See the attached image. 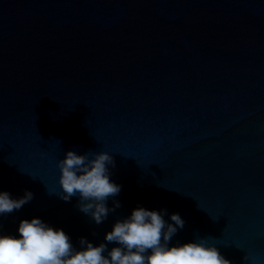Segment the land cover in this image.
<instances>
[{
    "label": "water",
    "instance_id": "95a60500",
    "mask_svg": "<svg viewBox=\"0 0 264 264\" xmlns=\"http://www.w3.org/2000/svg\"><path fill=\"white\" fill-rule=\"evenodd\" d=\"M69 150L115 161L100 225L59 198ZM25 190L0 234L39 218L79 249L166 209L170 246L264 264V0H0V191Z\"/></svg>",
    "mask_w": 264,
    "mask_h": 264
},
{
    "label": "clouds",
    "instance_id": "9594fccd",
    "mask_svg": "<svg viewBox=\"0 0 264 264\" xmlns=\"http://www.w3.org/2000/svg\"><path fill=\"white\" fill-rule=\"evenodd\" d=\"M109 166L114 168L115 161L110 153L103 151L78 155L69 150L57 162L62 189L59 198L70 202L71 198L78 197V210L96 225L121 207L116 200L112 207L107 203L121 191V186L110 180ZM33 198L34 194L28 190L20 198L0 191V216L21 209ZM166 214V209L137 207L129 216L115 221L111 231L105 234L104 242L94 246L80 237L79 249L62 229L53 228L39 218L22 219L17 229L18 237L0 234V264H231L203 237L170 246L178 229L184 228L185 221L178 213H172V223H169L164 219ZM2 227L0 224V230ZM109 244L118 246L109 250Z\"/></svg>",
    "mask_w": 264,
    "mask_h": 264
}]
</instances>
